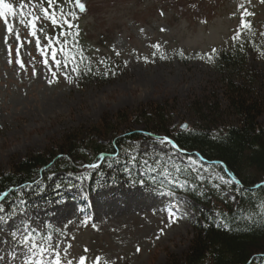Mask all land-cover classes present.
Instances as JSON below:
<instances>
[{
	"label": "rangeland",
	"instance_id": "374dc122",
	"mask_svg": "<svg viewBox=\"0 0 264 264\" xmlns=\"http://www.w3.org/2000/svg\"><path fill=\"white\" fill-rule=\"evenodd\" d=\"M140 1H84L90 8L78 25L87 54L97 61L119 52L121 59L127 61V67H123L115 78L105 79L99 74L85 83L71 73L72 82H69L63 71L53 79L42 63L36 37H30L28 27L11 17L9 22L21 36V59L25 67L20 68L15 63V34L8 41L13 61L9 64L8 46L3 40L7 33L0 20V170H9L11 164L32 153L52 149L72 129L98 125L100 121H110L122 113L133 118L149 105H167L171 109L170 127L175 130L183 124L188 126L187 129L194 126L195 118L189 108L198 98L211 96L224 106L219 84L223 76L216 72L211 61L201 57L212 48L221 50L232 45L231 37L239 24L241 3L255 13L248 18L255 24L247 30V40L254 42L257 51L250 46L244 48L241 63L235 69L230 67L227 76L233 75L237 84L241 82L246 87L248 82L240 77L254 75L255 83L251 89L256 95L264 93V38L259 36V32L264 31V3L260 0L250 3L247 0H188L191 10L187 14L178 12L180 21L175 20L172 26L165 22L166 19L157 18L158 13L150 9L153 4L146 2L137 7ZM8 2L19 10L21 0ZM23 2L27 3V0ZM155 4L159 7L157 1ZM181 4L184 6L186 2ZM201 21L207 24L202 25ZM147 22L150 24L146 25ZM102 34L111 38L105 46L99 42L98 36ZM37 37L42 49L49 44L39 32ZM152 44L160 45L159 50L152 48ZM153 52L159 55L153 58ZM144 57L149 62L145 63ZM34 68L35 76L32 74ZM50 79L53 80L51 85ZM225 121L236 124L237 120L230 117ZM258 122L264 127V111ZM139 123L119 126L120 131L128 126L140 130L143 124ZM153 147L160 148V145L144 141L130 145L125 147L121 157L133 155L143 160V153L152 154ZM205 165L209 167V164ZM86 172L88 179L77 186L66 189L60 185L55 189L72 200L52 196V192H43V189L37 194L32 193L27 200L33 226L47 223L53 242L71 245L67 254L61 252L65 264L68 259L77 264L81 255L87 258V264H96V257L101 258L98 264H169L187 253L195 234L192 224L200 206L187 193L176 192L178 199L186 201L181 207L184 218L168 226L167 214L160 211L168 204L167 197L157 195L149 187L127 185V182H117L95 189L93 194L88 193L91 181L104 179L106 172L92 168ZM205 179L208 184L207 174ZM51 183L52 180H48L44 190ZM208 187L203 188L205 200L211 197L210 191L222 192L232 200V190L227 186L216 189L210 184ZM14 202L16 205L11 204L13 202L4 204L6 212L17 206L18 200ZM19 219L23 217H17ZM84 220H87L86 224L81 223ZM69 221L71 224L65 229L64 225ZM14 226L15 221L0 225V264H19V257L12 260V253L18 251L9 235ZM161 229L164 234L157 239ZM85 248L89 251L84 252Z\"/></svg>",
	"mask_w": 264,
	"mask_h": 264
},
{
	"label": "trees",
	"instance_id": "16d2710c",
	"mask_svg": "<svg viewBox=\"0 0 264 264\" xmlns=\"http://www.w3.org/2000/svg\"><path fill=\"white\" fill-rule=\"evenodd\" d=\"M240 58L236 49L222 50L217 59L218 73H227L229 67L235 69ZM232 77L230 74L223 76L219 82L224 106L211 96L190 103L189 112L195 118V124L188 130L172 129L171 109L161 104L149 105L133 118L122 113L110 121L102 120L98 125L72 129L52 149L32 153L11 164L9 170H0V192L13 189L6 197V201H11L30 191L22 186L40 184L59 172L78 179L76 173L81 172L80 166L93 160H100L102 168H107L109 181L117 180L119 175L139 183L143 171L139 167L140 161L135 164L128 161L130 165L127 166L125 159L114 154L129 142H152L151 134H163L180 149L197 152L206 162H220L211 168L238 179L244 189L243 198L237 196L233 203L222 194L217 197L213 191H210L209 200H205V194L200 193L203 187L209 188V183L196 190L198 195L187 191L201 205L193 224L195 234L187 253L169 264H264V253L263 257L259 256V252L264 251V219L256 216L258 223L255 226L239 219L254 214L250 200L257 204L264 202V189L254 187L264 183V127L258 122L264 111V93L256 95L251 89L255 83L254 75L240 77L248 82L246 87L241 82L237 84ZM230 117L236 118V124L225 121ZM139 122L143 124L139 131L131 126L120 131L119 126ZM101 154L109 156L100 158ZM109 167L113 171L108 170ZM187 178L195 182L192 176ZM143 179L151 184L147 175ZM69 181L64 175L58 183L69 185ZM212 196L216 198L213 204Z\"/></svg>",
	"mask_w": 264,
	"mask_h": 264
},
{
	"label": "snow or ice",
	"instance_id": "6c2138e0",
	"mask_svg": "<svg viewBox=\"0 0 264 264\" xmlns=\"http://www.w3.org/2000/svg\"><path fill=\"white\" fill-rule=\"evenodd\" d=\"M248 3L251 0H247ZM264 3V0H260ZM65 5L69 7L65 10ZM28 11H25V9ZM240 17L238 27L234 30L231 37L232 45H237L245 30H251L253 25L252 21L248 19L250 16H254L255 13L248 11L244 3L239 5ZM86 12V5L82 0H27V3L21 0L19 4V10L8 0H0V20L3 21L5 32L4 43L8 46V63L12 64V47L9 45V37L15 34L16 41V59L15 63L20 68H24L25 65L21 59V36L18 31L14 29L13 23L9 22V18L14 20L18 19L19 24L26 25L29 29L28 35L30 37H36V47L41 52L43 57L42 63L48 70V73L55 79L58 74L63 71L64 78L72 82L69 73L76 78H80L83 75H96L97 73L92 68L93 61L88 59L84 55L83 49L80 47V30L77 21L79 20V14ZM163 15V13H161ZM202 23L206 21H201ZM44 23L50 24L54 29H58V32L54 38L45 36V39L49 40V44L45 48H41V41L37 37V33H45ZM162 32L164 28L160 29ZM143 31V30H141ZM256 33H253L255 36ZM259 36L264 38V31L259 32ZM30 42V41H29ZM253 51H257L254 42L252 40L246 41ZM152 48L159 50L160 45L152 44ZM239 47L241 51L244 49V44L240 43ZM50 50V55H48ZM98 51V50H97ZM218 50L212 48L210 52L205 54L202 59L208 61H214L218 57ZM116 56L120 53L116 52ZM156 53L153 52V58ZM163 58V57H161ZM144 62L147 63L148 58L144 57ZM51 60V65L49 64ZM87 60V65L85 62ZM95 63L99 68H102V72L99 74L103 78L109 77L115 78L119 71L120 66L114 63H110L108 60L101 58ZM53 66L55 70H53ZM124 67H127V61L124 62ZM33 76L36 75L35 68L33 69ZM52 79L48 81L51 85ZM187 125H181V129H187ZM215 138V136H214ZM156 143L160 145V148L153 147L152 154L143 153L144 159L139 162V167L143 169L140 172L141 179L139 181L140 186L145 185L143 177L147 175L151 181V189L154 193L161 197H167L169 202L167 205L160 209L161 212L167 214L168 226L178 222V220L184 218L181 214L182 205L186 204V201L178 199L176 197L177 191H189L196 192L198 188H201L205 183V175L209 176L207 183H210L212 187L220 189L221 186H227L230 190H233L236 195L232 196L233 201L237 196L243 198L244 189L240 184V181L226 173H216L207 165H205L202 159H197L196 154H189L185 150L180 149L174 141L168 137H164L158 140ZM168 146H171V150H168ZM161 149H164L163 151ZM130 161L136 163L138 157L130 156ZM219 164L220 162H215ZM85 168H96V164L84 165ZM128 171V169H126ZM185 177L181 179V177ZM187 176H192L194 181L188 179ZM86 177L81 174L78 179H85ZM51 179V177H49ZM39 182L22 186L27 190H33L38 187ZM71 187V181H69ZM57 189L60 185H56ZM256 189H264V183L254 186ZM14 190L8 189L0 192V225H8L15 221V226L10 230V237L13 241L14 247L18 250L12 253V260L15 261L19 257V264H65L61 252L67 254L71 245H62L60 241L53 242V235L49 232L50 225L43 223L40 227L33 226L32 217L28 215V209L26 207L27 200L23 195H20L18 204L13 207L11 211L6 212L5 205L2 201L5 200ZM203 195V192L200 193ZM250 206L253 209L254 214L247 216H241L239 219L244 220L246 223H250L255 226L258 221L256 216L264 219V202L257 204L255 201H249ZM20 210H17V209ZM256 209H260L256 212ZM17 217H23V219L17 220ZM81 223H87V220ZM71 221L64 225L67 229ZM219 226V221H217ZM43 229V231L41 230ZM60 233H57L59 235ZM164 234V230L161 229L156 238L159 239L160 235ZM89 249L85 248L84 252H88ZM139 252V248L137 249ZM2 259V257H0ZM100 257H96V264H98ZM66 264H74L72 259H68ZM77 264H87V258L81 255Z\"/></svg>",
	"mask_w": 264,
	"mask_h": 264
}]
</instances>
